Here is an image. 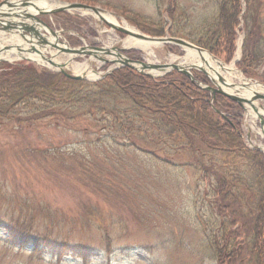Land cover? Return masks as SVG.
<instances>
[{"label":"rangeland","instance_id":"1","mask_svg":"<svg viewBox=\"0 0 264 264\" xmlns=\"http://www.w3.org/2000/svg\"><path fill=\"white\" fill-rule=\"evenodd\" d=\"M61 1L97 6L112 14L116 25L130 27L131 31L150 36L153 35L148 31L161 33L154 36H174L190 42L203 39L204 28L219 14L218 0ZM241 6L244 10V0ZM260 17L264 21V0ZM42 19L57 34L62 46H117L123 56L133 60L191 64L184 59L187 51L174 44L149 46L147 51L129 45V35L115 31L85 10L65 11ZM237 19L231 59L226 62L209 53L226 67L237 52L238 59L241 57L240 15ZM43 33L51 43L56 42L47 32ZM9 38L0 33V46L7 45ZM36 47L45 59L70 74L85 76L89 82L99 80L108 70L124 67L103 61L116 59L112 55H69L48 44ZM124 50L133 52L127 54ZM81 66L84 70H79ZM211 66L218 71L215 65ZM39 67L59 73L46 60ZM231 68L234 73L218 72L234 87L257 81L244 76L235 64ZM172 71L176 70L167 73ZM190 72L198 87L210 84L198 69L191 68ZM147 75L164 76L153 72ZM231 87L227 89L232 90ZM237 90L244 97L249 93L246 88ZM253 104L264 114V101ZM31 110H21L20 120L13 115L0 119V220L8 226L22 227L46 242L52 240L53 246L65 241L87 248L82 254L72 255L69 251L57 256L43 245L15 246L8 244L7 229L0 226V264H218L207 240L212 238L210 226L218 228L222 216L212 202L211 187L195 168L189 150L173 149L170 141L169 145L151 142L142 135V124L137 123L130 133L128 123L108 129L111 121H99L94 115L23 120ZM17 111L13 108L15 115ZM241 130L247 146L260 147L264 155V125L252 111H243ZM242 167L248 169L246 165ZM245 234L239 240L244 249L249 248L251 239L247 230ZM261 249L264 251V246ZM243 256L244 252L233 264H257L254 258Z\"/></svg>","mask_w":264,"mask_h":264},{"label":"trees","instance_id":"2","mask_svg":"<svg viewBox=\"0 0 264 264\" xmlns=\"http://www.w3.org/2000/svg\"><path fill=\"white\" fill-rule=\"evenodd\" d=\"M244 2L242 12L241 0H218L219 14L204 28V38L191 41L229 61L234 51L237 18L242 12L243 45L235 66L244 76L264 84L262 0ZM1 68L0 119L13 115L20 120L23 109H32L23 120L94 115L99 121H111L108 129L128 123L132 133L137 123L142 124V135L151 142L166 145L170 141L173 149L189 150L195 168L209 183L212 202L222 216L218 228L210 226L212 238L207 240L214 259L218 264H233L244 252V258L264 264L261 249L264 246V155L246 145L240 130L242 110L237 103L220 94L212 98L208 91L177 71L152 78L123 67L89 82L70 79L30 63L5 64ZM15 107L19 111L16 115ZM0 226L7 229L8 244L15 246L43 245L51 255L57 256L69 251L72 255L82 254L87 248L65 241L53 246L52 240L46 242L22 227L8 226L2 220ZM246 230L251 242L244 249L239 240Z\"/></svg>","mask_w":264,"mask_h":264},{"label":"water","instance_id":"3","mask_svg":"<svg viewBox=\"0 0 264 264\" xmlns=\"http://www.w3.org/2000/svg\"><path fill=\"white\" fill-rule=\"evenodd\" d=\"M56 1L58 2L57 7L40 10V9L35 7V4L33 2H31V0H19L18 2L15 0H3L0 3V9H7V11L8 10L11 11V10H14L18 7H22V6H25L28 4L33 5L39 13H45V12L49 13V12H56V11H68L69 12L71 10L73 11V10L81 9V10H85V11H88V12L96 15L99 18V20H102L106 25H108L112 29H114L118 32H121L123 34L129 35L131 37H134L136 39L144 40L146 42L148 41V42L153 43L155 45H157V44H175V45H178L179 47H182L183 49H185L187 51H195L198 54H201L202 52H205L207 54L209 53L208 51L204 50L203 48L198 47V46L194 45L193 43H191L187 40H184L182 38L171 37V36H164V37H162V36H160V37L149 36V35H145V34H142V33L136 32V31H131L130 29H126L125 27L111 23V22L107 21L105 18H103V16L100 13L101 9L97 6H92V5L79 3V2H63L61 0H56ZM21 14L24 16V18L32 19L34 21L33 23H37V24L39 23L40 24L38 19L36 17H34L33 15H31L29 13H25V11H22ZM0 15H2L1 12H0ZM15 15H17V14H15ZM0 28L6 29L8 31L12 30V29L19 30V32H20L19 34H21L24 37V39L30 45L31 49L36 51V52H39V51L34 47L32 40L26 39L24 34H22L23 32H27L29 34L30 38L34 37L36 39V43L38 45H41V44L42 45H44V44L51 45L52 47L56 48L60 53H66L69 55H88V56H93V57H97L99 54L112 55V56H115L116 59H113V60L103 59V61L105 63H111V64L116 63V64H119L120 66H127L130 68L136 69V70H138L144 74H149L150 72H157V75H158V73L165 74L170 70H177L180 73H182V74H184V75H186L192 79L193 77L191 76L190 69L191 68L198 69L205 76H207L209 78L210 83H211V86H203L202 89L209 90L212 93V95H214L215 93H218V94L223 95L224 97L231 99L234 102L236 101V103L239 106H241L245 112L248 111V109L245 106V105H247L248 108L251 109L253 111V113L257 116V118L260 120V125L261 126L264 125L263 115L259 113L256 106L253 104V101L264 100V86L258 82H253V83H251V85L261 87L263 89V91L253 90L251 96L244 97L243 95H237L233 92L227 91V88L229 86H232L231 88L233 90H237L238 87H244V88L246 87V89H249L247 87L248 86L247 83H242L241 85H235V87H234V85L225 82L223 77L215 69H213V67H210V66L208 67V69L215 74L216 79L213 78V76L211 74H209L205 70V68H203V65L201 67V65H195L194 63H192L190 65H181L179 63L159 64V63H151L149 61L145 62L142 60H133V59H130L128 57L123 56L122 52L119 51V47H117V46L112 47V48H105V47H98V46H80V47H76V48H71V47H68L65 45L62 46L61 43H59L58 41L51 43V42L47 41L44 37L39 35L33 25H29V24L22 23V22L18 23L15 21H12V22L0 21ZM51 33L53 35H55V33H53L52 31H51ZM45 60L48 63V65L57 69L63 75H65L69 78H72V79H83V78H85V76L69 74L62 66L57 65L55 62H52V60H50V59H45ZM111 70H108L106 73H109ZM142 70H148L149 73L143 72ZM255 148L259 149V150L261 149L258 146H256Z\"/></svg>","mask_w":264,"mask_h":264},{"label":"bare ground","instance_id":"4","mask_svg":"<svg viewBox=\"0 0 264 264\" xmlns=\"http://www.w3.org/2000/svg\"><path fill=\"white\" fill-rule=\"evenodd\" d=\"M37 5L42 8V9H50V8H54L58 6V2L56 0H38L36 1ZM103 18H105L107 21L111 22V23H117V20L115 19V17L110 14V13H106V12H102ZM124 25L126 26V24L124 23ZM127 27V26H126ZM128 29H130V27H128ZM129 43V45L131 46H136L139 47L145 51L148 50L149 46H153L155 44L150 43V42H146L144 40H139L133 37H130L126 39ZM188 54H186V57L184 59H188L189 61H191V63H195L196 65H202L205 66V68L208 69V67H212L211 65H215L216 68L219 70H225L227 71V73H234V70H232L231 67H233L232 63L230 66L226 67L224 65H222L221 63H219L217 60L213 59L210 55H208L205 52H202L201 54L196 53L195 51H188ZM238 54V52H237ZM79 70H84V67L81 66L79 67ZM231 70V71H230ZM217 71V72H218ZM154 74H157V72H153ZM257 87V88H256ZM253 89L257 90V91H263V89L261 87L258 86H251V88L248 89L249 93H247V96H251V92L253 91ZM244 95V94H242Z\"/></svg>","mask_w":264,"mask_h":264}]
</instances>
